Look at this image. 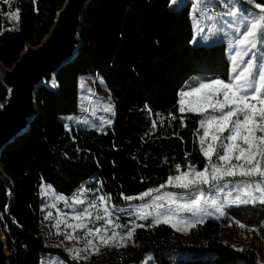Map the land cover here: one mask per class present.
<instances>
[{
	"label": "trees",
	"instance_id": "obj_1",
	"mask_svg": "<svg viewBox=\"0 0 264 264\" xmlns=\"http://www.w3.org/2000/svg\"><path fill=\"white\" fill-rule=\"evenodd\" d=\"M64 2L9 0V7L0 0V60L7 67L28 44H40ZM188 4L174 10L169 0L89 1L78 55L58 72L54 89H38L37 115L0 157L15 185L10 203L8 189L0 184V224L10 264H41L47 254L69 260L65 251L49 246L42 235L43 186L51 184L56 193L70 197L95 177L103 191L112 194L113 203L128 206L135 200L124 201L120 192L138 196L165 183L167 176L176 174V163L183 168L187 162L185 152L191 153L187 160L198 169L207 163L199 152L201 116L185 112L187 126H181L179 92L199 73L230 78L231 63L225 42L208 46L190 42L194 27ZM16 7L21 9V19L15 27L8 12ZM85 75L98 76L110 92L116 106L113 124L104 132L72 127L69 133L64 117L79 113L80 79ZM7 94L0 82V104ZM170 112L177 116L171 126L165 120L152 132L151 120L160 119L155 113L168 117ZM173 132H179L183 140ZM237 220L247 227L240 228ZM141 223L145 227L137 229L132 249L119 248L80 264H261L259 253L264 255V205L259 203L233 206L221 220H206L192 230L190 241L170 225ZM225 226L236 228L250 243L257 240L261 247L252 244L244 251L232 247L222 240Z\"/></svg>",
	"mask_w": 264,
	"mask_h": 264
},
{
	"label": "snow or ice",
	"instance_id": "obj_2",
	"mask_svg": "<svg viewBox=\"0 0 264 264\" xmlns=\"http://www.w3.org/2000/svg\"><path fill=\"white\" fill-rule=\"evenodd\" d=\"M4 2L9 4V0ZM181 2L182 0H169V7L178 6ZM219 3L227 9L226 12L214 14L215 0H191L187 7L190 8V16L197 35L205 32V28L201 26V18L205 22H211L209 34L204 36L205 40L216 34L217 25L220 31H223L225 26L233 29L230 40L231 51L234 52L230 56L231 76L226 79L205 77L197 86H188V90H181L178 101V111L181 113L179 121L182 127L187 126L184 124L185 112L198 113L201 116L197 129L199 152L206 158L207 163L202 169H198L187 160L191 153L185 152L184 159L187 162L183 168L181 163H176V174L167 176L165 183L156 188L149 187L138 196L124 195L123 192L118 194L124 201L137 199L145 201L148 198L146 202L136 206L134 213L129 214L142 221L151 217L149 227L163 224L170 225L177 231L186 232L204 224L206 217L215 215L219 219L226 216L233 206L257 203L264 205V0L261 2L237 0V3H246L252 5V8L237 7V4H229L226 0H219ZM8 16L19 21L21 9L16 7L14 12H8ZM221 16L233 19L231 22L224 20L221 24ZM190 42L195 44L199 41ZM2 107L3 105H0V108ZM145 110L150 115L153 114V110L147 105ZM103 111L114 116L116 106L109 102L103 105ZM155 115L160 119L151 120L152 132L157 130L158 124L163 125L165 120L171 126V122L177 119L171 112L168 117L162 113ZM99 119L101 123L99 125L93 123L91 127L100 132H104L105 124L113 123L112 119H106L104 116ZM83 123L88 121L85 120ZM65 128L69 133L72 132V128L67 124ZM173 135L183 140L179 132H173ZM80 151L81 149L77 147L76 152ZM163 159L164 163H168L167 156ZM237 177L239 179H236ZM143 179L142 177L141 180ZM100 183L103 184L102 181ZM166 186L187 190L190 195L183 199L177 192L161 193ZM204 186H207V189ZM47 188L51 189L52 185L48 184ZM213 189L216 192L215 196L208 194L209 190ZM86 192L93 193L91 198H84ZM8 194H12L11 190ZM56 199L64 201L65 207L73 208V212L69 215L57 208L56 203H52L50 207L57 211L54 227L59 232L63 224L66 239L81 241L82 247L73 246L67 249L70 259L67 262L57 260L53 264L88 261L90 253L99 254L101 245L108 248H125L137 229L145 227L142 223H136L135 218L126 224L119 223L117 210L124 212L125 209L113 203L112 194L104 192L102 187L95 188L89 185L85 189L81 186L73 193L71 202L63 195ZM76 205H80L81 208L76 209ZM131 207L129 205V208ZM181 212L191 215L182 218ZM51 218L53 213L48 211L45 219ZM101 221L103 223L96 226ZM236 223L240 228L247 227L238 220ZM118 229L124 231H117ZM77 230H81L83 235L77 237L75 235ZM239 251L244 249L241 248Z\"/></svg>",
	"mask_w": 264,
	"mask_h": 264
},
{
	"label": "water",
	"instance_id": "obj_3",
	"mask_svg": "<svg viewBox=\"0 0 264 264\" xmlns=\"http://www.w3.org/2000/svg\"><path fill=\"white\" fill-rule=\"evenodd\" d=\"M90 0H65L49 33L37 46L28 44L11 67L0 60V82L7 97L0 104V157L3 150L24 134L38 113L37 91L41 86L54 89L58 72L70 63L82 45V17ZM0 184L11 190L15 185L0 164ZM11 254L0 224V264H10Z\"/></svg>",
	"mask_w": 264,
	"mask_h": 264
},
{
	"label": "rangeland",
	"instance_id": "obj_4",
	"mask_svg": "<svg viewBox=\"0 0 264 264\" xmlns=\"http://www.w3.org/2000/svg\"><path fill=\"white\" fill-rule=\"evenodd\" d=\"M187 2H191V0H182L181 4L178 6H174L173 9L174 10L180 9L181 6H183ZM226 2H228L229 4H237V7H241V6H243L245 8H252L253 7L252 5H248L246 3H243V4L237 3V0H226ZM226 11H227V9H225L223 7V5L219 3V0H215V13L214 14H222ZM232 19H233L232 17L221 16L220 22H221V24L223 23L224 20H228L229 22H231ZM201 20H202L201 26L205 28V32L203 34L197 35L196 34L197 30L193 26L194 27V40L199 41L198 43H195V44L208 46L210 44L223 41L227 44L228 55H229V60H230V56L234 54V52L231 51V45H230L231 33L233 32V29L225 26L223 31H220L219 25H217V30H215L216 34L211 36L210 39L205 40L204 36H207L209 34L211 22H205V21H203L202 18H201ZM10 21L12 22V24L15 25V27L18 25L16 20L10 18ZM257 55H259V53H257ZM230 63H231V60H230ZM208 75H209L208 72L199 73V74L194 75L191 78V80L189 82H187V84L185 85L186 88H184L183 90H188V86H197L198 83L202 79L207 77ZM230 76H231V74H230ZM196 82H197V85L194 84ZM109 102L114 104L110 92L107 90L103 81L98 76H93V77L89 76V75L82 76L80 79V102H79L80 111L76 115H70V116L64 117V120H65L66 124L71 128L72 127H81L84 129L97 130L96 128L91 127V125L93 123L99 125L101 123V121L99 119L101 116H104L106 119L110 118V119H112V121L114 120L115 115L113 116L111 113H105L103 111V105L107 104ZM93 112H95V115H93ZM70 117L72 119H69ZM85 120L88 121V123H83V121H85ZM112 124H110V125L105 124L104 129L107 130L108 128L111 127ZM201 133H202V130H201ZM236 179H239V177H237ZM89 185H92L95 188H101L100 184L96 178L91 179L88 183L83 185V187L86 189L89 187ZM204 187L207 189V186H204ZM165 191L177 192L181 195V197L183 199H187L188 196L190 195V192H188L187 190L168 187V186H166L165 189H162L161 193H163ZM45 192H47V195H45ZM92 194L93 193H91V192H86V193H84V198L89 199V198H91ZM208 194L215 196L216 192L213 189V190H209ZM41 196L44 200V206H43L44 214H43V221L41 224L42 235L46 239V242L49 246L61 248L63 251H65L67 253V255L70 259V255L67 252V249L72 248L73 246L82 247V242L78 241V240L66 239V237L64 235L65 226L63 224L60 226L59 232L57 231V229L54 227L55 218H57V211H56V209L51 208L50 205L52 203H56L57 208H59L63 212L68 213L69 215H71V213L73 212V208L65 207L64 201L56 199L58 196H61V195L56 193L52 188L51 189L47 188V185L42 187ZM71 197L72 196L67 197V198H69L70 202H71ZM147 199L148 198H146L145 201H141L139 199L135 200V203L130 204L132 206L131 208H129V205L128 206H119V207L124 208L125 211L119 212L117 210L116 214L120 217V220L118 222L122 223V224H126L129 221L133 220L135 217L130 215L129 213L130 212L134 213L136 210V206L141 204V203L146 202ZM181 202H183V200H181ZM46 205H47V207H46ZM75 208L80 209L81 206L76 205ZM48 211H52L53 218L45 219ZM190 215H191L190 213H184V212L180 213V217H182V218H188V217H190ZM208 219L221 220L222 217L217 219L215 217V215H213V216L206 217L205 221ZM135 220H136V223H141V222L145 223V222H150L151 217L149 218V220H146V221L139 220L138 218H135ZM102 223H103L102 221L98 222L96 224V226H100ZM193 229L194 228H192L191 230L186 231V232L185 231H178V232L180 233V235L183 239L190 241L189 234L192 233ZM68 231L70 232L71 230H68ZM117 231H124V229H118ZM75 235L77 237H80L83 235V233L81 230H77ZM222 240L224 242L230 243L231 245H235V248H237V249L243 248V247L248 246V245L250 246L252 244L254 245L255 248L261 247V244H259V242L257 240H252V243H250L251 240H249L245 235H243V233H240L239 231L236 230V228L230 227V226L224 227V230L222 233ZM125 248L132 249L133 248V241L131 240L130 242H128V244ZM118 249L119 248H108V247L101 245L99 254L90 253L89 254V260H91L92 257L103 256V255H106L107 253H111V252L116 251ZM57 260H63V259L59 256L47 254V255L43 256L41 264H53V262H55ZM147 260L150 261V257H148ZM259 260H260L261 264H264V255L262 256L261 253H259ZM81 262H86V261H77L75 263L80 264Z\"/></svg>",
	"mask_w": 264,
	"mask_h": 264
},
{
	"label": "crops",
	"instance_id": "obj_5",
	"mask_svg": "<svg viewBox=\"0 0 264 264\" xmlns=\"http://www.w3.org/2000/svg\"><path fill=\"white\" fill-rule=\"evenodd\" d=\"M182 7V6H181ZM228 57H229V55H228ZM230 74H231V70H230Z\"/></svg>",
	"mask_w": 264,
	"mask_h": 264
}]
</instances>
